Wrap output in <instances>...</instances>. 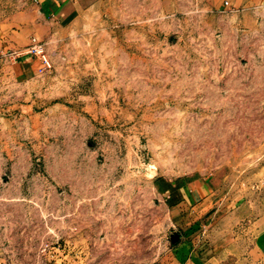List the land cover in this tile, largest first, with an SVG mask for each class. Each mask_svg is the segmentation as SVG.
I'll return each instance as SVG.
<instances>
[{
  "label": "rangeland",
  "instance_id": "rangeland-1",
  "mask_svg": "<svg viewBox=\"0 0 264 264\" xmlns=\"http://www.w3.org/2000/svg\"><path fill=\"white\" fill-rule=\"evenodd\" d=\"M51 28L30 77L0 60V264H159L197 222L175 181L264 264V5L87 0Z\"/></svg>",
  "mask_w": 264,
  "mask_h": 264
},
{
  "label": "crops",
  "instance_id": "crops-1",
  "mask_svg": "<svg viewBox=\"0 0 264 264\" xmlns=\"http://www.w3.org/2000/svg\"><path fill=\"white\" fill-rule=\"evenodd\" d=\"M86 1L0 0V60L10 63L16 80L30 77L40 62L26 48L40 34L51 33L52 26L72 23ZM232 1L234 5L243 2L264 5V0ZM163 187L169 206L192 210L197 222L182 234L180 247L159 264H258V241H262V235L258 232L249 235L247 223L232 217L231 209L226 208L212 185L175 181ZM248 240L253 245L249 246Z\"/></svg>",
  "mask_w": 264,
  "mask_h": 264
},
{
  "label": "built area",
  "instance_id": "built-area-1",
  "mask_svg": "<svg viewBox=\"0 0 264 264\" xmlns=\"http://www.w3.org/2000/svg\"><path fill=\"white\" fill-rule=\"evenodd\" d=\"M29 52L30 53H33L34 55H37V54H41L43 52V48L38 44H34L33 46H31V48L29 49ZM42 60L45 64L49 65L50 64V61L48 59V57L45 55V54H42Z\"/></svg>",
  "mask_w": 264,
  "mask_h": 264
}]
</instances>
